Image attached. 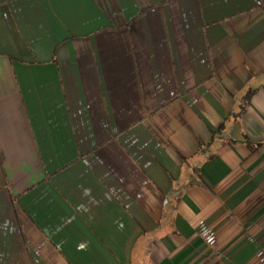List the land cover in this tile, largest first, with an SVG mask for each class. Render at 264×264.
<instances>
[{
	"label": "crops",
	"instance_id": "crops-1",
	"mask_svg": "<svg viewBox=\"0 0 264 264\" xmlns=\"http://www.w3.org/2000/svg\"><path fill=\"white\" fill-rule=\"evenodd\" d=\"M0 264H264V0H0Z\"/></svg>",
	"mask_w": 264,
	"mask_h": 264
}]
</instances>
